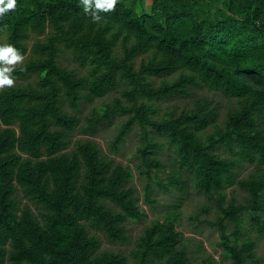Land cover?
Listing matches in <instances>:
<instances>
[{
	"label": "trees",
	"instance_id": "1",
	"mask_svg": "<svg viewBox=\"0 0 264 264\" xmlns=\"http://www.w3.org/2000/svg\"><path fill=\"white\" fill-rule=\"evenodd\" d=\"M133 1L0 0V264H126L100 235L125 243L127 220L146 216L133 170L114 158L134 127L144 201L157 202L155 186L185 194L191 183L208 201L191 219L213 204L215 218L199 222L217 229L221 258L264 264L241 229L246 218L264 232V0H151L139 11ZM65 51L86 71L62 65ZM198 90L231 101L222 117ZM112 92L80 123L83 99ZM177 98L183 106L162 107ZM120 117L106 150L74 137ZM233 184L242 201H225ZM179 213L175 200L142 228L132 264H218L191 262Z\"/></svg>",
	"mask_w": 264,
	"mask_h": 264
},
{
	"label": "rangeland",
	"instance_id": "2",
	"mask_svg": "<svg viewBox=\"0 0 264 264\" xmlns=\"http://www.w3.org/2000/svg\"><path fill=\"white\" fill-rule=\"evenodd\" d=\"M131 1V0H130ZM134 5L136 10H140L142 7L145 10H148L151 4V0H134ZM33 39V38H32ZM31 39L29 41V47L31 45ZM29 53V50H28ZM26 56L22 58H18L12 61L13 64H17L22 62ZM59 62L68 67V68H76L78 73L85 72L86 70L80 69L77 66V63L72 60L71 56L68 52H62L59 57ZM155 84H157L158 79H154ZM198 94H206L209 98L213 100V103H218L220 105V116L222 117L227 108L229 107L231 101L228 98L222 96L219 93L207 92L205 90L196 91ZM114 95H118V92H112L108 96L101 98H92V99H83L80 103L79 111H76L80 116V123L84 122V116L88 114L93 107H98L103 100H109ZM185 100L181 98L172 99L165 103H163V108L166 106L177 105L179 107L183 106ZM69 112H74L73 110L67 108ZM123 117L115 118L113 124L104 125L98 128L97 133L93 135H82L77 131L74 133V137H88L94 139L103 150H106L107 144L114 134L117 125L122 121ZM138 128L134 127L129 135L126 137L125 143L122 145L119 153L114 155L116 161L121 162L124 165H128L133 170V179L131 184L135 186L136 190L139 193V205L144 209L146 216L143 220L134 221L127 220L125 223V228L127 234L129 235V241L125 243H110L101 236V248H106L114 252H119L125 256H127L126 264H132L129 258V252L133 248L134 241L136 237L140 234L142 228L147 225L153 219H162L164 213L170 209V205L176 201H179V216L177 229L183 234V241L188 249V255L192 263H199L200 259L204 256L210 254L217 261L218 264H231L230 259H222L221 253L222 249L218 246L219 234L216 228L209 226L206 222L199 221H208L213 220L215 218V208L213 204H210V209L207 213H201L199 215L198 220L191 219V216H195L201 208L208 204L206 197L203 193H199L191 183L187 184V190L185 194L178 193L174 191L171 194L163 192L158 189V187H154V196L157 199V202L153 207H150L143 199V195L141 192L142 183L144 182L143 178L141 179L138 175L137 170L135 169V163L138 161V157L136 156V148L139 145L138 138ZM165 144V143H164ZM218 153L221 155H227V152L223 150H218ZM160 158L163 162L164 169L169 170L170 166L175 161V155L173 151L165 145L163 150L161 151ZM253 166L244 165L238 168V178L246 177L249 172H251ZM160 176L162 175L159 174ZM225 193V201H228L231 198H234L236 201H242L246 195V192L241 189L237 184H233L229 187H226L224 190ZM232 223L229 222V229L232 228ZM244 229V237H252L255 240L254 246V254L257 257H260L264 261V232H257L255 229L251 227L249 224V220L245 218L241 229Z\"/></svg>",
	"mask_w": 264,
	"mask_h": 264
}]
</instances>
